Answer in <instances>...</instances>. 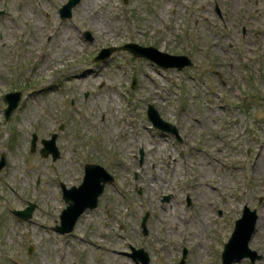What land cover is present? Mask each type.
Instances as JSON below:
<instances>
[{
    "label": "rangeland",
    "instance_id": "obj_1",
    "mask_svg": "<svg viewBox=\"0 0 264 264\" xmlns=\"http://www.w3.org/2000/svg\"><path fill=\"white\" fill-rule=\"evenodd\" d=\"M66 2L0 0V264H144L132 248L147 264L185 249L184 264H224L246 205L259 258L231 264H264V0H80L62 19ZM129 42L192 63L98 57ZM8 92L21 93L9 119ZM150 105L177 133L154 127ZM54 135L56 160L41 153ZM86 164L114 180L63 234L62 185L80 186Z\"/></svg>",
    "mask_w": 264,
    "mask_h": 264
},
{
    "label": "water",
    "instance_id": "obj_2",
    "mask_svg": "<svg viewBox=\"0 0 264 264\" xmlns=\"http://www.w3.org/2000/svg\"><path fill=\"white\" fill-rule=\"evenodd\" d=\"M80 2V0H69L64 6L60 9L62 17L67 18L72 15L73 7ZM86 36L90 39L89 31L86 32ZM124 49L132 53L135 57H144L156 62L158 65L163 67H178L181 70L186 65L191 64V60H185L186 62L181 64L178 60L184 59L183 56H176L160 51L156 47L149 46L143 47L137 43L131 42L125 44L121 47H109L103 48L98 57L106 60L111 56L114 51L118 49ZM181 64V65H180ZM136 81L134 82V85ZM5 100L9 101V105L6 108V115L9 119L14 110L19 105L21 99L20 92H10L4 96ZM148 116L153 122L154 126L162 130L172 131L177 133L175 126L164 121L160 115L154 110L153 105L149 106ZM56 136L52 137V140H44L43 143L45 147L42 149L41 153L44 156H49L52 154L53 160H56L60 156V151L55 144ZM36 142V137L33 140V145ZM7 162L6 157L4 156L0 160V172L5 168ZM114 180L113 175L108 172L105 167L99 164H87L85 167V176L84 180L80 186H72L71 188H66L63 184L64 198L67 203V207L63 210L61 214V224L56 226V229L62 233H68L74 230L75 225L79 217L88 209H94L98 206L99 196L103 193L105 185L108 181ZM35 208V204H30V206L24 210H16L15 212L23 217L30 218L32 216V211ZM146 214L142 220V226L144 231L147 232L146 222L148 219ZM258 222V213L257 210H251L246 205L244 212L236 221V226L233 231L232 236L225 245V249L222 254V259L224 264H231L235 260L239 261L243 258L249 257L252 261H255L258 257V253L251 249L249 244L256 232V225ZM135 258L140 256L143 258V263L147 264L149 262V257L146 252L141 249H134ZM236 249V255L232 254L233 250ZM141 254L143 256H141ZM145 255V256H144ZM234 255V256H233ZM145 257V258H144ZM187 258V250L184 252V256L179 264H184V261ZM77 264V263H74Z\"/></svg>",
    "mask_w": 264,
    "mask_h": 264
},
{
    "label": "bare ground",
    "instance_id": "obj_3",
    "mask_svg": "<svg viewBox=\"0 0 264 264\" xmlns=\"http://www.w3.org/2000/svg\"><path fill=\"white\" fill-rule=\"evenodd\" d=\"M233 1V4L235 5V3H234V1L235 0H232ZM241 1H244V0H241ZM233 5V6H234ZM72 43V42H71ZM73 44V43H72ZM86 80H88V78L86 79ZM7 101V100H6ZM8 102V105H9V101H7ZM159 181H164V182H166L164 179H162V180H160L159 179ZM159 181H157V182H159ZM152 184V183H151ZM151 184H149V186H151ZM163 187H165L164 186V184L162 185ZM167 188V187H166ZM204 202V201H203ZM207 204V202H206V200H205V202H204V205H206ZM170 210H167L166 209V211H165V214L166 213H168ZM180 215H182V213H179ZM210 215V213H209V209L208 208H205V206H204V208L201 210V215H200V219H198V221H199V225H197L196 226V228H197V230H198V232H196L194 235L197 237V238H199L200 236H203L204 237V229H202L203 228V226L206 224V222L209 220V218H208V216ZM172 231H174V228H171L170 229V231H169V234H172ZM179 235H180V238H181V240L182 241H185L186 239H188L189 237H190V235H191V233H190V231H189V229H185V228H182L181 230H180V233H178ZM204 239V238H203ZM200 252L199 253H201L202 254V251H203V249H202V245H200ZM237 251H236V249L235 250H233V252H232V254H235ZM204 259V255H202V260ZM137 260H139V261H143V258H141L140 256H137Z\"/></svg>",
    "mask_w": 264,
    "mask_h": 264
}]
</instances>
